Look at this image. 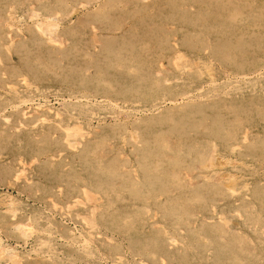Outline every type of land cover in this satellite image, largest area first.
<instances>
[{
	"label": "rangeland",
	"instance_id": "obj_1",
	"mask_svg": "<svg viewBox=\"0 0 264 264\" xmlns=\"http://www.w3.org/2000/svg\"><path fill=\"white\" fill-rule=\"evenodd\" d=\"M0 264H264V0H0Z\"/></svg>",
	"mask_w": 264,
	"mask_h": 264
}]
</instances>
